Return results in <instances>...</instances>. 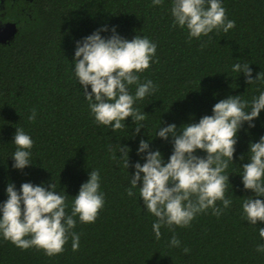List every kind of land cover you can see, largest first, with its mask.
Here are the masks:
<instances>
[{"label":"trees","instance_id":"16d2710c","mask_svg":"<svg viewBox=\"0 0 264 264\" xmlns=\"http://www.w3.org/2000/svg\"><path fill=\"white\" fill-rule=\"evenodd\" d=\"M221 3L235 27L189 39L186 27H173L172 0L162 5L152 0H0V25L17 26L15 35L0 43V205L8 199L9 184L19 191L25 182L49 190L54 183L55 191L67 197L70 215L92 170L100 172L105 198L94 223L74 217L71 231L80 236L77 251L72 250L71 236L63 253L48 256L35 247L22 250L0 234V264H264V253L256 251L264 244L259 236L264 222L250 224L242 208L248 197L264 200L242 182L250 144L264 136V109L254 119L255 127L244 122L237 133L233 162L223 173L229 176L225 195L232 203L219 217L208 209L188 227L162 226L161 238L156 239L157 218L140 196L142 180L133 196L126 191L135 164L146 162L147 152L138 154L141 140L149 142V150H159L167 163L173 138L156 136L160 128L174 123L181 130L213 115L214 105L229 96L251 102L264 92V0ZM113 27L125 39L140 35L157 44L150 68L137 73L140 83L152 80L157 86L133 106L146 116L139 122V133L131 116L117 131L96 122L75 74L77 41L97 30L110 38ZM236 63L248 64L253 79L258 74L261 79L247 83L243 73L232 71ZM136 87H129L132 95ZM32 109L37 112L34 122L28 119ZM17 128L34 141L32 163L23 170L13 167ZM120 146L129 148L128 169L120 159ZM195 154L207 156L199 149ZM217 206L223 208L222 202ZM173 235L181 241L179 247L170 245ZM185 247L190 249L187 254Z\"/></svg>","mask_w":264,"mask_h":264},{"label":"clouds","instance_id":"9594fccd","mask_svg":"<svg viewBox=\"0 0 264 264\" xmlns=\"http://www.w3.org/2000/svg\"><path fill=\"white\" fill-rule=\"evenodd\" d=\"M152 2L162 5L164 0ZM170 11L174 17L173 27H186L189 39L208 36L213 30L227 33L235 27V21L228 19L221 0H172ZM100 31L77 41L75 74L79 84L83 85L96 122L117 131L125 127L122 122L131 116L139 133L143 127L139 122L146 116L133 106L137 100L154 93L157 86L152 80L140 83L137 73L150 68L157 44L140 35L132 40L125 39L116 33L115 27L110 38L102 37ZM232 71L243 73L249 84L261 79V74L253 79L248 64L236 63ZM132 85L137 86L135 95L129 90ZM249 107L250 111H246ZM262 109L264 92L251 102L241 96H229L214 105L213 115L203 116L198 123L185 124L181 130L174 123L160 128L156 136L167 140L171 134L173 138L174 151L167 163L163 162L159 150H149V142L141 140L138 154L147 152L146 162L135 164L131 187L126 191L128 196H133V189L142 180L140 196L148 212L157 218L153 223L156 239L161 238L162 226L169 229L188 227L198 214L211 209L212 214L219 217L223 209L231 205V199L225 195L229 176L223 173L233 162L238 131L244 122L255 127L253 121ZM36 115V109H32L28 119L34 122ZM14 143L17 148L12 155L13 167L23 170L32 163L30 150L34 141L23 128H17ZM198 149L206 151L207 156L196 155ZM118 151L122 154L123 166L128 169L129 148L120 146ZM250 154V163L242 166V182L246 190H253L256 197H261L264 196V136L259 142L250 144ZM100 180L99 170H92L90 179L82 184L74 198L70 215L66 212L67 197L55 191L54 183L49 190L25 182L19 191L14 184H9L6 189L8 199L0 205V234L22 250L35 247L44 250L48 256L63 253L71 236L72 250L77 251L80 236L71 231L76 226L74 217L78 215L82 223L96 221L105 204ZM217 201L222 202L223 208L217 206ZM242 208L250 224L264 222V200L248 197ZM259 236L264 239V228L259 229ZM180 244L173 235L170 245L179 247ZM183 251L187 254L190 249L185 247ZM256 251L264 253V244H258Z\"/></svg>","mask_w":264,"mask_h":264},{"label":"water","instance_id":"95a60500","mask_svg":"<svg viewBox=\"0 0 264 264\" xmlns=\"http://www.w3.org/2000/svg\"><path fill=\"white\" fill-rule=\"evenodd\" d=\"M17 31V26L13 22H7L0 25V43H5L12 38Z\"/></svg>","mask_w":264,"mask_h":264}]
</instances>
